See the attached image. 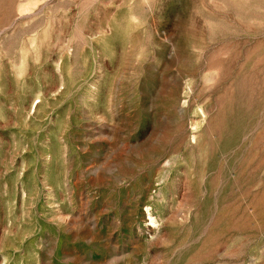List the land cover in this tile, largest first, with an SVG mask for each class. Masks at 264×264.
Instances as JSON below:
<instances>
[{"label": "rangeland", "instance_id": "obj_1", "mask_svg": "<svg viewBox=\"0 0 264 264\" xmlns=\"http://www.w3.org/2000/svg\"><path fill=\"white\" fill-rule=\"evenodd\" d=\"M0 264H264V0H0Z\"/></svg>", "mask_w": 264, "mask_h": 264}]
</instances>
